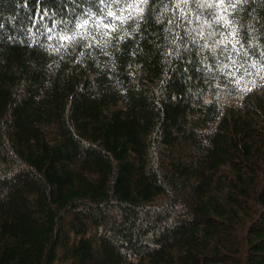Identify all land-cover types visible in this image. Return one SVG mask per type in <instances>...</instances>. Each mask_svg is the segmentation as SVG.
<instances>
[{"label":"trees","instance_id":"obj_1","mask_svg":"<svg viewBox=\"0 0 264 264\" xmlns=\"http://www.w3.org/2000/svg\"><path fill=\"white\" fill-rule=\"evenodd\" d=\"M0 264H264V0H0Z\"/></svg>","mask_w":264,"mask_h":264}]
</instances>
